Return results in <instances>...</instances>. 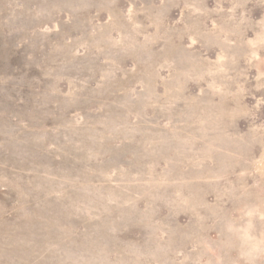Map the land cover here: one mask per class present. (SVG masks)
<instances>
[{
    "label": "rangeland",
    "instance_id": "374dc122",
    "mask_svg": "<svg viewBox=\"0 0 264 264\" xmlns=\"http://www.w3.org/2000/svg\"><path fill=\"white\" fill-rule=\"evenodd\" d=\"M0 264H264V0H0Z\"/></svg>",
    "mask_w": 264,
    "mask_h": 264
}]
</instances>
